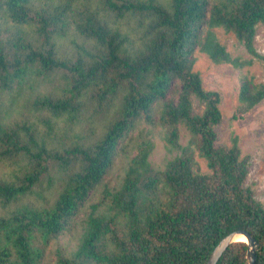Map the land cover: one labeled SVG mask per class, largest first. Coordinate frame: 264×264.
Returning a JSON list of instances; mask_svg holds the SVG:
<instances>
[{
  "label": "trees",
  "instance_id": "1",
  "mask_svg": "<svg viewBox=\"0 0 264 264\" xmlns=\"http://www.w3.org/2000/svg\"><path fill=\"white\" fill-rule=\"evenodd\" d=\"M259 24L264 0H0V264H44L82 212L77 246L53 264H206L238 229L264 264L250 155L236 134L218 143L221 95L194 69L197 49L252 63L215 28L263 58ZM238 98L234 119L264 100V83L242 77ZM158 126L179 152L162 169L149 160ZM247 248L232 243L216 264H247Z\"/></svg>",
  "mask_w": 264,
  "mask_h": 264
},
{
  "label": "rangeland",
  "instance_id": "2",
  "mask_svg": "<svg viewBox=\"0 0 264 264\" xmlns=\"http://www.w3.org/2000/svg\"><path fill=\"white\" fill-rule=\"evenodd\" d=\"M256 28L254 47L263 58L251 55L234 33H228L222 28H215L219 40L233 57H238L241 61L252 60V63L241 67H235L225 62L215 63L205 52L197 49L194 69L200 72L206 89L216 90L221 95L219 107L222 111V120L217 126L218 143L230 144L232 136L235 134L238 136L243 154L250 155L246 185L254 190L256 199L264 204V100L251 110H247L241 118H233L234 112L239 106L238 93L241 78L246 76L252 79L255 84L264 83V24H259ZM203 107L204 105L197 98H194L193 108L195 112L202 113ZM145 126L148 125L145 124ZM150 129L155 146L149 160L155 168L162 169L179 152L168 148L160 126ZM189 137L187 129L182 127L180 138L182 145L187 144ZM198 161L202 170L206 171L205 159L198 157ZM116 176V174L109 176L112 183L115 182ZM90 210L91 206L88 204L85 211ZM85 216V213L82 212L69 230L50 243L44 264H53L55 250L58 247H65L68 252L75 249L85 225Z\"/></svg>",
  "mask_w": 264,
  "mask_h": 264
},
{
  "label": "water",
  "instance_id": "3",
  "mask_svg": "<svg viewBox=\"0 0 264 264\" xmlns=\"http://www.w3.org/2000/svg\"><path fill=\"white\" fill-rule=\"evenodd\" d=\"M244 236L245 240L240 237ZM243 241L247 243V264H254L256 261V252L259 246L258 240L250 234L248 231L243 229L234 230L226 235L214 248L206 264H216L223 254V252L234 242Z\"/></svg>",
  "mask_w": 264,
  "mask_h": 264
},
{
  "label": "bare ground",
  "instance_id": "4",
  "mask_svg": "<svg viewBox=\"0 0 264 264\" xmlns=\"http://www.w3.org/2000/svg\"><path fill=\"white\" fill-rule=\"evenodd\" d=\"M240 238H241L242 240H245V237H244V236H241Z\"/></svg>",
  "mask_w": 264,
  "mask_h": 264
}]
</instances>
